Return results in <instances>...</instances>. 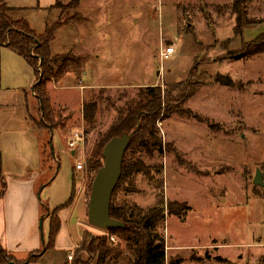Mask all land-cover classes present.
Returning <instances> with one entry per match:
<instances>
[{
    "label": "rangeland",
    "instance_id": "1",
    "mask_svg": "<svg viewBox=\"0 0 264 264\" xmlns=\"http://www.w3.org/2000/svg\"><path fill=\"white\" fill-rule=\"evenodd\" d=\"M55 1L14 0L10 6L19 7L14 18L25 20L36 37L47 26H59L51 56L78 59L67 68L76 71L77 85L99 86L84 94L86 104L98 107L92 125L81 120L78 124L74 113L61 115L55 109L56 130L77 128L82 139L76 162L83 166L79 181L87 206L95 173L86 162L118 111L147 87H159L164 94L172 86L187 84L196 93L178 108L190 113L156 123L161 147L129 153L149 174H132L113 201L143 210L162 201L165 212L154 229L164 239L166 264H264V185H253L256 170L264 173V52L250 47L264 34V0H245L239 31L232 0H58L51 9ZM169 47L174 54L162 61ZM48 86L53 97L75 108L79 94L67 83L58 90ZM6 110L14 109L1 108V114ZM20 117L10 123L1 119L0 130L16 129ZM32 122L33 128L41 127L40 116ZM41 133L48 141V132ZM76 133L67 138V147ZM53 136L60 160L48 163L49 176L51 180L59 170L52 188L59 196L72 186L76 164L58 133ZM38 192L39 199L48 193ZM72 226L74 239L75 221ZM86 226L89 235L104 232L87 220ZM45 228L43 223L40 238L46 236ZM65 238L62 234L61 245ZM78 248L69 253V264L75 259L96 264ZM121 250V257L109 258L106 264H133L128 246L121 243Z\"/></svg>",
    "mask_w": 264,
    "mask_h": 264
},
{
    "label": "trees",
    "instance_id": "2",
    "mask_svg": "<svg viewBox=\"0 0 264 264\" xmlns=\"http://www.w3.org/2000/svg\"><path fill=\"white\" fill-rule=\"evenodd\" d=\"M57 1L51 9L58 5ZM244 3L245 0H232V12L236 16V30L238 31L242 26L240 16ZM18 12H20V9L7 6V0H0V45L6 46L23 58L34 70L37 81L32 88V92L39 101V116L41 118V127L36 126L39 131H47L50 134L58 128L59 124L55 122L58 119V113L50 103L46 85L51 78L57 79L64 74L69 64H77L78 59L68 56L52 57L50 45L55 40L56 31L60 27L47 26L44 33L36 37L25 20L14 18V14ZM251 43L250 47L254 49L255 53L264 52V34ZM54 66L56 69L53 68ZM170 90L164 94L159 87H147L140 90L135 99L118 111L116 121L95 145L90 158L86 162L87 169L96 174L103 165L102 153L106 144L115 137L134 133L125 152L121 177L110 202V217L121 222L124 226L106 232L108 235L114 236L118 243L116 245L111 244L103 234L95 237L84 233L78 248V252H85L90 256V260L95 259L96 264H106L109 258L117 259L121 257V243L128 246L133 255V264H166L164 239L155 233L154 229L157 218L165 212L162 201L152 209L143 210L126 202L116 205L113 198L122 183L129 180L132 174L140 172L149 174L143 164L139 161L133 162L129 157V153L136 150L150 149L154 146L161 147V142L157 137L156 123L164 121L172 115L183 116L190 113L179 109L178 106L182 101L190 99L196 93L195 88L187 87V84H180L172 86ZM176 91H179V93L173 96ZM97 110L96 103L84 105L83 118L86 124H93ZM50 144L49 140L43 142V164L55 161V157L49 153ZM5 188V182L0 172V198L4 194ZM72 197L73 194L69 202H71ZM174 207L179 206L174 205ZM171 209L167 205L169 213ZM49 220L47 241L41 251L31 253L25 260L18 261L0 245V264H34L39 261L43 253L53 250L60 230V221L55 211L50 215ZM70 264H81V261L75 259Z\"/></svg>",
    "mask_w": 264,
    "mask_h": 264
},
{
    "label": "crops",
    "instance_id": "3",
    "mask_svg": "<svg viewBox=\"0 0 264 264\" xmlns=\"http://www.w3.org/2000/svg\"><path fill=\"white\" fill-rule=\"evenodd\" d=\"M11 2L14 0H7L8 7L19 9L13 5L11 7ZM53 68L56 69L55 66ZM86 75L85 71L83 76ZM77 78L75 70H66L57 79L51 78L46 89L52 107L61 115L64 111L74 113L79 118L78 124H80V120L82 123L84 122L85 91L94 90L99 86L94 89L83 84L79 86ZM36 81L34 70L25 60L6 46L0 45V109H14L13 111L6 110L5 114H1L3 111H0V120L5 119L7 123H10L19 113L21 114L20 126L14 130H9L6 127L0 130V172L6 186L3 196L0 198V245L16 259H20L19 255L27 257L31 253L41 251L47 241L50 214L55 211L60 221L55 247L53 250L43 253L39 261L34 264H69V253L79 247L84 232L89 228L86 226L87 201L81 192L79 181L81 171L76 170V165L72 168V186L65 189L59 196L56 194V189L54 191L52 189L59 170L56 176L50 180L49 173L52 172H50L49 164L42 163V145L46 139L41 133L43 131H39L31 125L33 118L39 116L40 112L39 101L32 92ZM63 83H67L71 92L79 94L77 101L73 103L75 108L69 102L50 94L48 85L54 84V88L58 90ZM100 88L102 87L100 86ZM66 116L69 115L66 114ZM66 119L67 117L64 120ZM76 129L62 127L50 132L48 140L53 148L54 163L60 160L59 153L53 146V135L57 132L66 146V152L75 159V164H77L76 147L78 144L76 143L73 148H70L66 143L67 138L72 136V133H76ZM39 189L42 193L48 192L44 196L45 199L38 198ZM72 194V200L69 202ZM41 217H43L41 219L43 223L47 225L46 236L43 240L39 236ZM73 221H75L74 227L78 232L74 239H72ZM62 234L66 237L63 239V245H61Z\"/></svg>",
    "mask_w": 264,
    "mask_h": 264
},
{
    "label": "water",
    "instance_id": "4",
    "mask_svg": "<svg viewBox=\"0 0 264 264\" xmlns=\"http://www.w3.org/2000/svg\"><path fill=\"white\" fill-rule=\"evenodd\" d=\"M133 134H123L120 137H115L103 149V165L93 179L87 206V221L94 229L107 231L124 226L121 222L110 217V202L121 177L123 158ZM50 150L51 154L54 155L51 144ZM263 177L264 173L257 169L253 185L263 187ZM42 230L43 220H40L41 233Z\"/></svg>",
    "mask_w": 264,
    "mask_h": 264
},
{
    "label": "built area",
    "instance_id": "5",
    "mask_svg": "<svg viewBox=\"0 0 264 264\" xmlns=\"http://www.w3.org/2000/svg\"><path fill=\"white\" fill-rule=\"evenodd\" d=\"M174 51L175 49L173 47L166 48L164 52H162V55H161L162 61L169 59L174 54ZM81 140H82L81 137L78 134H75L73 139L68 141V146L70 148H73L76 145V143ZM76 170L82 171L83 166L81 164H76ZM102 234L107 237L108 241L111 244L116 245L118 243V240L114 236L108 235L106 231H104ZM72 259H73L72 255L71 254L68 255V260L71 261Z\"/></svg>",
    "mask_w": 264,
    "mask_h": 264
}]
</instances>
